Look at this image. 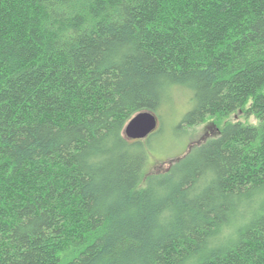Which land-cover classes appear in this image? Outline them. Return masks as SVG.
Wrapping results in <instances>:
<instances>
[{
  "label": "trees",
  "instance_id": "16d2710c",
  "mask_svg": "<svg viewBox=\"0 0 264 264\" xmlns=\"http://www.w3.org/2000/svg\"><path fill=\"white\" fill-rule=\"evenodd\" d=\"M0 264H264V0H0Z\"/></svg>",
  "mask_w": 264,
  "mask_h": 264
},
{
  "label": "rangeland",
  "instance_id": "374dc122",
  "mask_svg": "<svg viewBox=\"0 0 264 264\" xmlns=\"http://www.w3.org/2000/svg\"><path fill=\"white\" fill-rule=\"evenodd\" d=\"M190 91H178L177 101L172 107L168 105L162 112L164 114V131L153 141L149 150V163L147 169L150 172L166 170L172 161L182 156L183 153L194 143L205 140L216 134V125L213 121H206L190 127L188 133L176 135L175 126L183 118L185 113L192 108ZM245 123H257L255 116L247 117L244 113L238 116ZM162 128V120L158 129ZM176 133V134H175ZM147 139V138H144Z\"/></svg>",
  "mask_w": 264,
  "mask_h": 264
},
{
  "label": "water",
  "instance_id": "95a60500",
  "mask_svg": "<svg viewBox=\"0 0 264 264\" xmlns=\"http://www.w3.org/2000/svg\"><path fill=\"white\" fill-rule=\"evenodd\" d=\"M159 124L160 119L154 112L141 111L129 120L124 132L129 139H144L156 131Z\"/></svg>",
  "mask_w": 264,
  "mask_h": 264
}]
</instances>
